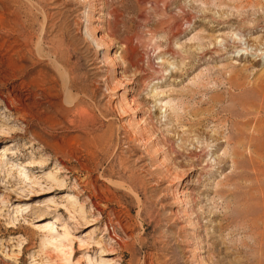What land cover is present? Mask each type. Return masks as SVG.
<instances>
[{
  "label": "rangeland",
  "instance_id": "rangeland-1",
  "mask_svg": "<svg viewBox=\"0 0 264 264\" xmlns=\"http://www.w3.org/2000/svg\"><path fill=\"white\" fill-rule=\"evenodd\" d=\"M263 94L264 0H0V264H264Z\"/></svg>",
  "mask_w": 264,
  "mask_h": 264
},
{
  "label": "bare ground",
  "instance_id": "bare-ground-1",
  "mask_svg": "<svg viewBox=\"0 0 264 264\" xmlns=\"http://www.w3.org/2000/svg\"><path fill=\"white\" fill-rule=\"evenodd\" d=\"M227 23V22H226ZM259 23V22H258ZM239 40V39H238ZM242 45V44H241ZM244 47V46H243ZM234 49V48H233ZM220 51V50H219ZM230 51V50H229ZM238 51H241V50H238ZM209 52V51H208ZM214 52V51H213ZM218 52V51H217ZM231 81H230V83H231V87H235V88H238V89H243V88H245V84H243V83H238V82H236L235 80H233V79H230ZM261 86H263V85H261ZM263 96H264V94H263ZM260 131H263L262 129H261V127H259V132ZM260 134V133H259ZM233 138H228V140H229V142H230V140H232ZM247 140H244V138H240V139H237V141H247L248 143H256V144H260V143H263V141H264V138L262 137V136H260V135H258V136H256V137H248V138H246ZM0 154H1V152H0ZM3 162L5 163V161L4 160H0V168H1V166H3ZM21 173V175H23L24 173H22V172H20ZM49 177H54L55 179H56V176L53 174V173H49ZM25 178L27 179V178H30V177H28V175H25ZM31 179V178H30ZM23 181H25V179L23 180ZM22 181V182H23ZM42 219H44V217L43 216H41L39 219H37L38 221H41ZM50 225H52V227L53 228H55V223H52L51 221H49L48 222V225H46L45 227H49ZM49 231H50V235L49 236H52V237H50V239L45 243V244H47V243H51V244H53V245H55V247L56 248H60L61 249V251H63L65 248L69 251L68 253H69V257L66 259V261H67V264H70L71 262H72V260H71V257L75 254V248L73 247V244H68L67 245V243H65L64 241H63V235H61L60 233H59V231H52L51 229H49ZM54 233H57V237L55 238V235H54ZM103 252V254L102 255H111V254H113L112 252H106V250H102ZM76 256V255H75ZM100 263L101 264H109L110 263V261L109 260H106V259H100Z\"/></svg>",
  "mask_w": 264,
  "mask_h": 264
}]
</instances>
